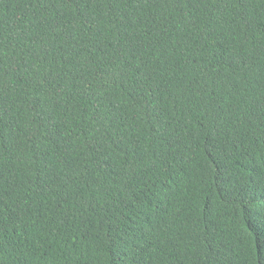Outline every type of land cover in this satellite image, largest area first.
<instances>
[{
  "label": "trees",
  "instance_id": "1",
  "mask_svg": "<svg viewBox=\"0 0 264 264\" xmlns=\"http://www.w3.org/2000/svg\"><path fill=\"white\" fill-rule=\"evenodd\" d=\"M0 264H264V0H0Z\"/></svg>",
  "mask_w": 264,
  "mask_h": 264
}]
</instances>
